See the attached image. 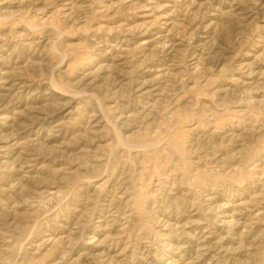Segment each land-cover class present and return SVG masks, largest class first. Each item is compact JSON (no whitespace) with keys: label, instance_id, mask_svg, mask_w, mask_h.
<instances>
[{"label":"rangeland","instance_id":"rangeland-1","mask_svg":"<svg viewBox=\"0 0 264 264\" xmlns=\"http://www.w3.org/2000/svg\"><path fill=\"white\" fill-rule=\"evenodd\" d=\"M0 264H264V0H0Z\"/></svg>","mask_w":264,"mask_h":264}]
</instances>
